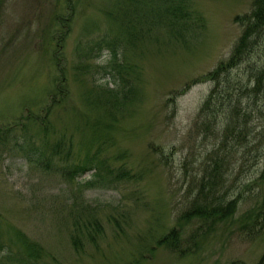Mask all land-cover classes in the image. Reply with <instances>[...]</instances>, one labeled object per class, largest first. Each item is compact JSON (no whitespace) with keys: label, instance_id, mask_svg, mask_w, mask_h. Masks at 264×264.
I'll return each instance as SVG.
<instances>
[{"label":"rangeland","instance_id":"374dc122","mask_svg":"<svg viewBox=\"0 0 264 264\" xmlns=\"http://www.w3.org/2000/svg\"><path fill=\"white\" fill-rule=\"evenodd\" d=\"M189 1L205 27L183 43L158 0H0V259L22 233L40 264L259 262L264 37L200 117L256 0ZM214 198L232 218L182 220Z\"/></svg>","mask_w":264,"mask_h":264},{"label":"trees","instance_id":"16d2710c","mask_svg":"<svg viewBox=\"0 0 264 264\" xmlns=\"http://www.w3.org/2000/svg\"><path fill=\"white\" fill-rule=\"evenodd\" d=\"M161 5H165L167 7V12L169 15L173 18V23L171 26L174 28V34L177 38V40H181L183 43L187 42V39L185 37V32L192 31L193 29L196 30H202L205 27V20L203 16L199 13L198 10H195L190 4L189 0H158ZM236 22L242 25L244 28L243 34L240 37L237 45L235 46L232 56L227 60L223 61L216 70L211 72L208 75L209 80L213 81L215 85H217V88L212 91L210 96L206 99L202 110L200 117L201 119L210 117H217V103L215 102L217 100L218 91L221 86V81H219L220 76L224 75L229 70L235 68L238 66L241 62H243L245 56L252 53V49L257 46V43L264 37V0H256L253 4V10L250 14L239 16L236 18ZM165 23V22H164ZM168 23V22H166ZM130 28V27H129ZM131 29V28H130ZM184 32V33H183ZM252 51V52H251ZM264 75V67L261 69V71L258 74L259 82L261 81L262 77ZM207 78V79H208ZM226 92L229 93V89L226 88ZM228 95V94H227ZM202 124V127L208 126V122L205 121V123ZM199 124V125H200ZM228 132L236 131V128L229 124L227 127ZM223 165V163H220V166H218V163H215L214 169H216V172H219V169ZM89 168V166H85L83 168L77 167L74 170V173H83L81 171H85ZM106 171H97V179L92 180V182H88L87 185L94 186V185H100L105 181V174ZM113 176L117 175L118 179H126L129 177L128 172H112L108 171ZM264 173V172H263ZM221 180L224 179V175L221 171ZM107 177V175H106ZM264 178V174H263ZM214 178H212V182H209V186L213 187L212 184L214 182ZM212 202H208L206 204H201L199 202L193 203V209L190 210V212L187 213V216H183L182 220H189L192 218H203V221L205 223H218L221 220H227L233 217V215L237 211L238 207V200H230L226 201V199H218L214 198L211 200ZM264 215V206L258 210V213L256 216H253V218L261 221V216ZM264 221V216H263ZM98 227L100 228V225L98 222L96 223ZM178 229H173L171 232L166 235L165 238H163L160 243L170 245L172 247L176 248V244L174 243L177 235H178ZM18 242L21 244V249L14 251L10 250L6 254H3V258L0 259V264H40L41 259L43 257V249L36 244L31 242L25 235L22 233H18ZM257 264H264V254L260 258L259 262Z\"/></svg>","mask_w":264,"mask_h":264}]
</instances>
